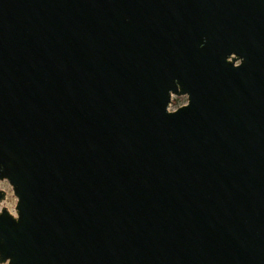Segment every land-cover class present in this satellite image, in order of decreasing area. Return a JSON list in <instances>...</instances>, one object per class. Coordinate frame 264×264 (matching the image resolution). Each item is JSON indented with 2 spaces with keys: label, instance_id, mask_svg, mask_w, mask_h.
Returning <instances> with one entry per match:
<instances>
[{
  "label": "water",
  "instance_id": "obj_1",
  "mask_svg": "<svg viewBox=\"0 0 264 264\" xmlns=\"http://www.w3.org/2000/svg\"><path fill=\"white\" fill-rule=\"evenodd\" d=\"M1 180L0 263L264 264V0H0Z\"/></svg>",
  "mask_w": 264,
  "mask_h": 264
},
{
  "label": "rangeland",
  "instance_id": "obj_2",
  "mask_svg": "<svg viewBox=\"0 0 264 264\" xmlns=\"http://www.w3.org/2000/svg\"><path fill=\"white\" fill-rule=\"evenodd\" d=\"M187 101H188V97L186 95H181V96L174 95L172 104L170 105V109L173 110L187 103ZM0 186L3 190L6 191V197L3 200H0V208H4L6 206L11 213L16 214L15 206L17 203V197L13 192L12 185L9 183L8 180H1ZM0 264H5V263H0Z\"/></svg>",
  "mask_w": 264,
  "mask_h": 264
}]
</instances>
